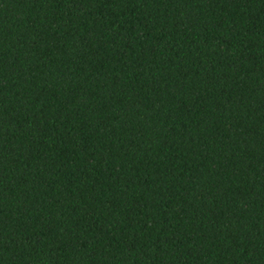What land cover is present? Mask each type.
Instances as JSON below:
<instances>
[{
	"label": "trees",
	"instance_id": "obj_1",
	"mask_svg": "<svg viewBox=\"0 0 264 264\" xmlns=\"http://www.w3.org/2000/svg\"><path fill=\"white\" fill-rule=\"evenodd\" d=\"M0 264H264V0H0Z\"/></svg>",
	"mask_w": 264,
	"mask_h": 264
}]
</instances>
